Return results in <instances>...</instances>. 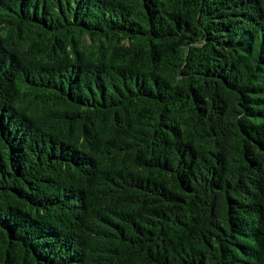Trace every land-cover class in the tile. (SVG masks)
<instances>
[{"label": "trees", "instance_id": "16d2710c", "mask_svg": "<svg viewBox=\"0 0 264 264\" xmlns=\"http://www.w3.org/2000/svg\"><path fill=\"white\" fill-rule=\"evenodd\" d=\"M0 264H264V0H0Z\"/></svg>", "mask_w": 264, "mask_h": 264}]
</instances>
